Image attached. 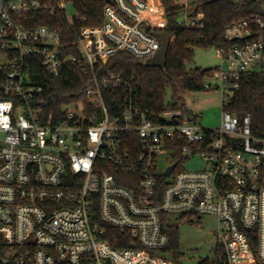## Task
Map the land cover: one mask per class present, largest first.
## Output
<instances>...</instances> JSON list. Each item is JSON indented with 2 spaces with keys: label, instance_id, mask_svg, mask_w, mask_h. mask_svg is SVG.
I'll return each instance as SVG.
<instances>
[{
  "label": "built area",
  "instance_id": "2783aa9c",
  "mask_svg": "<svg viewBox=\"0 0 264 264\" xmlns=\"http://www.w3.org/2000/svg\"><path fill=\"white\" fill-rule=\"evenodd\" d=\"M73 1L0 0V264H172L154 255L169 245V214L215 216L221 264H264V140L252 135L249 116L240 123L222 111L220 126L206 129L192 111L141 107L133 77L106 64L119 52L143 63L153 57L164 6L147 14L146 0H107L102 25L82 27L69 44L76 56L64 53L60 29L36 26L33 16L62 11L71 24ZM175 23L204 26L189 4ZM254 27L264 28L259 17L233 23L224 41L248 39ZM215 52L226 66L203 87L223 95V107L243 74L264 70V43ZM35 61L51 77L66 64L80 68L88 77L82 97H48L33 81ZM118 91L127 95L107 104ZM176 155L199 156L205 168L179 170Z\"/></svg>",
  "mask_w": 264,
  "mask_h": 264
},
{
  "label": "trees",
  "instance_id": "16d2710c",
  "mask_svg": "<svg viewBox=\"0 0 264 264\" xmlns=\"http://www.w3.org/2000/svg\"><path fill=\"white\" fill-rule=\"evenodd\" d=\"M164 6L166 23L162 28L155 31H166L173 42L167 51L166 63L163 68H149L140 60L135 59L127 52H119L110 59L106 68L120 73L123 76L133 77V86L137 90L138 104L153 112L164 109H181L187 111L184 97L186 94L205 92L204 83L211 76L213 69L194 68L188 69L193 61L195 49H222L227 51L234 45H241L245 41L262 39L264 43V28H252V35L245 40L225 42L224 31L229 25L249 17H259L264 23V0H198L195 6L190 4L192 13L200 11L202 14V29H188L177 26L175 18L183 6L172 5L170 0H159ZM107 0H81L73 1V8L77 15L68 24L64 12L55 11L54 16L47 11L37 12L34 25L55 27L63 34L62 45L65 54L73 53L80 55L76 50H69L71 42L77 40V33L82 27H99L102 25V9ZM84 18L85 21L81 20ZM152 32V29H147ZM33 81L45 87L48 97L56 99L57 103L65 102V95L71 96L73 101L82 97L83 89L87 84L88 77L83 75L76 65L66 64L61 69L59 76L51 77L44 72L39 63L35 61L32 68ZM167 90L171 92V99L166 101ZM127 95L121 92H113L105 95V101L114 105L122 101ZM107 96V97H106ZM110 110V109H109ZM222 111L235 116L241 123L245 116L250 118L251 133L255 138L264 140V70H250L243 74L239 80V89L231 95L227 104L221 107ZM111 111V110H110ZM114 114L112 111L110 112ZM111 114V115H112ZM174 160L181 162L179 156ZM159 179H163L161 176ZM162 188H159L161 192ZM163 218V231L169 238L168 252L177 251L179 244L178 227L165 224ZM219 251L215 249L212 261L203 260L197 264H221L216 259Z\"/></svg>",
  "mask_w": 264,
  "mask_h": 264
},
{
  "label": "rangeland",
  "instance_id": "374dc122",
  "mask_svg": "<svg viewBox=\"0 0 264 264\" xmlns=\"http://www.w3.org/2000/svg\"><path fill=\"white\" fill-rule=\"evenodd\" d=\"M178 0H170V2ZM182 4H192L195 6L198 0H179ZM240 1V0H239ZM159 6V4H158ZM160 9V7H159ZM68 14L71 16L76 14L73 7H68ZM151 13V12H150ZM152 13H162V11L154 10ZM157 19L153 17V19ZM164 18V17H163ZM151 19V18H150ZM173 42V39L172 41ZM193 61L188 69L201 68L211 69L215 67H225L222 59L216 55L213 49H195ZM5 60L0 56V64ZM251 66L250 69H254ZM166 101L171 99V92L167 90ZM194 98L196 99L194 101ZM226 99L218 91H205L199 93L186 94L184 103L186 109L192 111L197 117L199 124L206 129H214L220 126L221 105ZM165 159L159 161V171L162 172L166 163ZM205 168V163L201 161L199 156L186 158L182 160L179 170L197 171ZM168 223L171 226L178 227L179 246L174 252H155L157 257L165 258L172 264H197L203 260L212 261L215 255L217 241V220L211 214L189 215L188 218L179 214H169Z\"/></svg>",
  "mask_w": 264,
  "mask_h": 264
},
{
  "label": "water",
  "instance_id": "95a60500",
  "mask_svg": "<svg viewBox=\"0 0 264 264\" xmlns=\"http://www.w3.org/2000/svg\"><path fill=\"white\" fill-rule=\"evenodd\" d=\"M152 36L159 40V50L157 53L144 61V65L149 68H163L166 63L167 51L172 43L170 35L166 31H153ZM175 164L170 166L164 173L165 176H169L174 169Z\"/></svg>",
  "mask_w": 264,
  "mask_h": 264
},
{
  "label": "crops",
  "instance_id": "0c3cea01",
  "mask_svg": "<svg viewBox=\"0 0 264 264\" xmlns=\"http://www.w3.org/2000/svg\"><path fill=\"white\" fill-rule=\"evenodd\" d=\"M172 3V5H178V6H183V5H185V4H182V2L181 1H173V2H171ZM158 4H159V6H158ZM187 4H189V3H187ZM161 5V3H160V1L159 0H146V8H147V10H148V12L150 11V12H152V11H154V10H156V11H159L160 9H159V7H161L160 6ZM190 5V4H189ZM147 14H152V13H147ZM158 16H159V14H154V15H152L151 16V18H158ZM156 19H153V21L154 22H156V23H158L159 21L160 22H162L163 24H165L164 22H165V19L164 18H159V21H157ZM162 24V25H163Z\"/></svg>",
  "mask_w": 264,
  "mask_h": 264
}]
</instances>
